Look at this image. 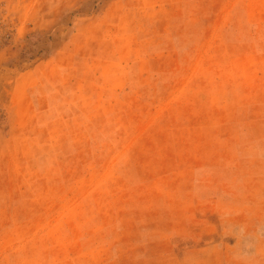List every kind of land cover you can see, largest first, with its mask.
I'll list each match as a JSON object with an SVG mask.
<instances>
[{"label":"rangeland","instance_id":"rangeland-1","mask_svg":"<svg viewBox=\"0 0 264 264\" xmlns=\"http://www.w3.org/2000/svg\"><path fill=\"white\" fill-rule=\"evenodd\" d=\"M0 264H264V0H0Z\"/></svg>","mask_w":264,"mask_h":264}]
</instances>
